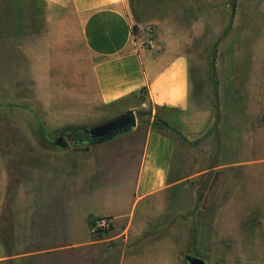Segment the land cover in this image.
<instances>
[{
  "label": "rangeland",
  "instance_id": "1",
  "mask_svg": "<svg viewBox=\"0 0 264 264\" xmlns=\"http://www.w3.org/2000/svg\"><path fill=\"white\" fill-rule=\"evenodd\" d=\"M35 1L0 0L1 257L15 254L17 228L30 230L36 216L41 231L53 229L58 237L53 243L59 244V235L66 231L81 237L70 228L79 227L81 215L129 211L135 199L137 163L119 158L113 143L99 144L91 152L69 151L81 149L74 146L72 127L100 124L125 112L113 105L76 103L77 87L68 79L72 66L65 63L62 50L32 33L36 20L28 5ZM144 1L131 0L138 19ZM153 2L159 6V18L173 24L174 35L190 55L191 114L202 124L199 130H187V136L170 134L178 146L176 171L187 181L155 204L167 212L154 224L166 232L175 219L173 210L187 211L194 199L193 217L185 224L189 253L205 259V250L213 244L210 252L226 251L238 264H264V0ZM155 27L151 23L147 31L154 33ZM135 114L138 122H148L151 111L144 107ZM61 134L70 146L54 156L51 151L60 150L54 141ZM180 218L187 222L188 214ZM91 222L93 241L106 239L113 230L112 225L108 231L93 232ZM158 242L149 243L139 264H147L158 252ZM105 246L92 249L88 257L99 254L100 264H107V257L121 252ZM36 258L37 264H48V255ZM34 259H21V264Z\"/></svg>",
  "mask_w": 264,
  "mask_h": 264
},
{
  "label": "crops",
  "instance_id": "2",
  "mask_svg": "<svg viewBox=\"0 0 264 264\" xmlns=\"http://www.w3.org/2000/svg\"><path fill=\"white\" fill-rule=\"evenodd\" d=\"M28 7L36 20V29L32 33L58 45L65 56V63L72 66L68 79L77 87V104L113 105L122 112L145 107L150 108L151 116L148 122H138L133 131L107 141L115 145L113 152L119 158L136 162L138 166L135 199L129 211L106 209L99 214H83L79 227L72 226V223L70 227L81 237L69 235L66 231L59 235L62 239L59 244L53 243L58 238H55L53 229L41 231V222L36 216L30 230H23L26 228L24 225L17 228L13 243L15 254L0 256V264H21V259L28 257H35L30 264H37L36 257L42 255L49 256L45 258L48 264H100L99 254L89 258V251L105 245H111V248L115 243L117 245L113 248L119 247L121 252H118V257H107V264H139V257L155 240H159L158 252L147 264H187L185 256H195L186 249L190 231L185 225L193 217L189 214H192L194 199L187 211L173 210L172 215L177 220L173 218L166 232L161 231L163 225L154 224L155 218L167 212L154 208L155 204L167 200L171 192L187 181L176 171V141L155 127L154 121H165L184 136H187V130H199L202 125L198 116L191 114L190 55L174 35L176 29L173 24L159 18V6L153 0L142 2L141 19L133 12L131 0H36ZM151 23L156 25L154 33L147 31ZM28 50L29 55L35 53L31 46ZM98 145L69 151L79 154L91 152ZM65 149L51 152L54 156L63 155L68 152ZM3 179L4 171L0 169V193ZM173 195L172 199L175 198ZM140 204L143 205L138 210ZM181 214H188L187 222L181 220ZM101 217L112 219L113 230L106 239L97 242L91 238L89 223ZM147 237L152 239L145 240ZM168 238L173 241L168 242ZM43 241L48 245L42 248L41 244L40 248L37 244ZM22 242L24 247L19 251ZM212 245L205 250L207 264L239 263L226 251L221 254L210 252Z\"/></svg>",
  "mask_w": 264,
  "mask_h": 264
},
{
  "label": "water",
  "instance_id": "3",
  "mask_svg": "<svg viewBox=\"0 0 264 264\" xmlns=\"http://www.w3.org/2000/svg\"><path fill=\"white\" fill-rule=\"evenodd\" d=\"M138 125V119L135 111L129 110L124 114L117 116L111 120L91 126H82L80 130L84 133H89L93 143L102 144L113 140L118 136L127 134L133 131ZM55 146L65 149L70 146L68 139L64 134L56 137ZM185 260L188 264H207L206 260L197 256L186 255Z\"/></svg>",
  "mask_w": 264,
  "mask_h": 264
},
{
  "label": "trees",
  "instance_id": "4",
  "mask_svg": "<svg viewBox=\"0 0 264 264\" xmlns=\"http://www.w3.org/2000/svg\"><path fill=\"white\" fill-rule=\"evenodd\" d=\"M235 3H236V1L234 2V6H235ZM154 126L157 127L158 129H160L161 131H163L169 137H171L170 134H172L174 136H180L181 137V133L178 132L176 129L172 128L165 121H162L160 119H156L154 121ZM71 131H72V136L75 137L74 146H76V147H88L91 145H95L91 138H87L86 136H84V132H82L80 130V127H76V126L72 127ZM187 264H188V262H187Z\"/></svg>",
  "mask_w": 264,
  "mask_h": 264
},
{
  "label": "built area",
  "instance_id": "5",
  "mask_svg": "<svg viewBox=\"0 0 264 264\" xmlns=\"http://www.w3.org/2000/svg\"><path fill=\"white\" fill-rule=\"evenodd\" d=\"M113 225V221L109 217L96 218L91 222V229L93 232L108 231Z\"/></svg>",
  "mask_w": 264,
  "mask_h": 264
},
{
  "label": "flooded vegetation",
  "instance_id": "6",
  "mask_svg": "<svg viewBox=\"0 0 264 264\" xmlns=\"http://www.w3.org/2000/svg\"><path fill=\"white\" fill-rule=\"evenodd\" d=\"M84 136H86L87 138L90 137L89 133H84ZM75 138V137H74Z\"/></svg>",
  "mask_w": 264,
  "mask_h": 264
}]
</instances>
